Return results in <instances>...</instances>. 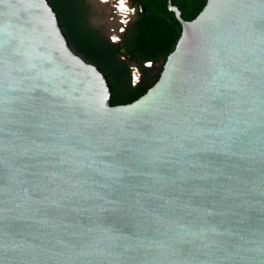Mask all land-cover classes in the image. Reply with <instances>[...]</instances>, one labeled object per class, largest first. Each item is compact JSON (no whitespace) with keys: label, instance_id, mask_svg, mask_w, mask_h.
I'll return each instance as SVG.
<instances>
[{"label":"water","instance_id":"water-1","mask_svg":"<svg viewBox=\"0 0 264 264\" xmlns=\"http://www.w3.org/2000/svg\"><path fill=\"white\" fill-rule=\"evenodd\" d=\"M170 9L159 79L112 104L50 0H0V264H264V0Z\"/></svg>","mask_w":264,"mask_h":264},{"label":"flooded vegetation","instance_id":"flooded-vegetation-1","mask_svg":"<svg viewBox=\"0 0 264 264\" xmlns=\"http://www.w3.org/2000/svg\"><path fill=\"white\" fill-rule=\"evenodd\" d=\"M50 1L73 50L98 65L107 74L114 97L123 100L145 94L160 77L166 60L164 56L142 58L130 51L131 40L139 36L145 23L160 17L181 32L182 25L170 6L178 8L183 19L192 20L207 0Z\"/></svg>","mask_w":264,"mask_h":264},{"label":"trees","instance_id":"trees-1","mask_svg":"<svg viewBox=\"0 0 264 264\" xmlns=\"http://www.w3.org/2000/svg\"><path fill=\"white\" fill-rule=\"evenodd\" d=\"M201 8L203 6L199 7V10ZM180 34V29L171 25L167 20L160 17L154 18L145 23L136 39L131 40L130 51H137L142 58L164 56L167 59L174 50ZM139 97V95L127 96L123 100L114 97L112 104L130 103Z\"/></svg>","mask_w":264,"mask_h":264}]
</instances>
